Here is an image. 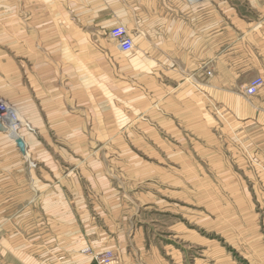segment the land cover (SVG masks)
Segmentation results:
<instances>
[{
	"label": "crops",
	"instance_id": "0c3cea01",
	"mask_svg": "<svg viewBox=\"0 0 264 264\" xmlns=\"http://www.w3.org/2000/svg\"><path fill=\"white\" fill-rule=\"evenodd\" d=\"M53 1L52 13L41 2L35 10L34 1L30 0V18L78 21L74 28L78 41L73 51L78 65H68L69 71L73 68L77 72L60 80L80 86L73 97L74 103L78 101V114H86V102L81 103L87 93L85 85L88 81L101 82L97 77L101 72L95 70L102 67L87 60L88 34L98 36L105 25L125 21L134 42V35L141 37L128 55V75L132 70L133 83L144 85L148 102L145 113L158 121L149 130H168L162 123L168 116H176L182 129L196 133L198 147L207 149L206 155L196 151L197 157L231 164L234 160L230 133L232 122H236L240 149L243 141L252 143L243 138L248 132L253 133L254 149L248 156L253 154L254 163L264 165V86L254 95L246 92L253 79L264 80V0ZM123 4L126 7L121 10ZM35 12L39 14L36 16ZM31 28V39L50 35L48 29L36 30L34 23ZM16 34H21V29ZM104 51L107 50L101 44L93 50L100 55ZM118 54V46L107 53L111 81L114 78L116 82ZM2 80L6 81V77ZM21 87L17 86L16 91L30 92ZM30 94L33 99L34 93ZM63 96V92L48 95L56 103L47 107V115L65 113L69 103ZM206 117L211 124L205 121ZM174 125L179 129V123ZM13 136L18 135L11 136L0 129V264H92L95 254L107 250L115 253L120 264H148L150 258L156 264H166L160 262L159 247L149 245L145 225L135 226L131 214L135 207L122 205L116 197L86 194L85 186L80 184L84 179L76 168L73 172L63 171L64 181H60L54 158L52 167L47 169L46 195L60 201L57 207H46V229L40 235L39 167L36 159L27 154L32 152L33 143L24 136L26 148L22 150ZM246 153L234 162H246ZM181 162L194 161L188 157ZM71 181L79 186L70 187ZM193 236L206 247L198 264H215L214 242Z\"/></svg>",
	"mask_w": 264,
	"mask_h": 264
},
{
	"label": "rangeland",
	"instance_id": "374dc122",
	"mask_svg": "<svg viewBox=\"0 0 264 264\" xmlns=\"http://www.w3.org/2000/svg\"><path fill=\"white\" fill-rule=\"evenodd\" d=\"M33 1L35 10L41 2L54 12L53 0ZM29 2L0 0V92L4 93L0 99L13 106L31 127L26 125L18 132L32 141V152L27 154L39 167L40 235L46 229V207H57L60 201L46 195L47 169L54 158L60 181H64L63 171L76 168L84 179L85 185L80 184L86 194L116 197L122 205L135 207L132 220L135 226L145 225L149 245L159 247L161 263L198 264L206 247L194 239L197 235L200 241L214 242L215 264H264V165H256L253 154L248 156L254 149V134L247 133L243 140L252 143L243 141L240 149L238 127L232 122V159L246 152L248 159L223 164L208 162L207 156L197 157L196 151L206 155L207 149L198 147L196 133L182 129L176 116H168L162 123L168 130L150 131L158 121L145 113L144 85L133 83L132 70L128 75L131 52L119 49L118 82L111 81L107 53L118 46L110 35L116 25H105L98 36L88 34L87 60L102 67L95 70L101 72L97 76L101 82L85 85L87 93L81 103L86 102V114H78V101L74 103L73 97L80 86L60 81L77 72L69 71L68 65H78L73 56L78 21H32ZM120 7L124 10L126 5ZM121 13L125 15V11ZM31 23L36 30L48 29L50 35L31 39ZM122 25L126 26L125 21ZM17 29L21 34H16ZM100 44L107 50L101 55L93 52ZM21 85L34 93L33 99L24 89L16 91ZM52 92L66 94L63 97L69 104L65 113L47 115V107L55 102L48 97ZM205 121L212 122L207 117ZM174 123H179V129ZM188 157L194 162H181ZM78 186L71 181L70 187ZM150 259L148 264H156Z\"/></svg>",
	"mask_w": 264,
	"mask_h": 264
},
{
	"label": "built area",
	"instance_id": "2783aa9c",
	"mask_svg": "<svg viewBox=\"0 0 264 264\" xmlns=\"http://www.w3.org/2000/svg\"><path fill=\"white\" fill-rule=\"evenodd\" d=\"M110 35L116 41L119 49L122 52L130 53L134 50L135 42L126 26L122 24L114 26L110 31ZM263 86L264 80L260 77H257L250 82L246 92L249 95H254ZM19 116L20 115L18 111L13 106L0 99V123L4 125L10 135L11 133H15V135L17 134L21 136L18 131L21 129V127H24V125H22L21 122L17 120ZM26 125L29 124L27 123ZM92 264H120V261L112 250H107L102 253L95 254Z\"/></svg>",
	"mask_w": 264,
	"mask_h": 264
},
{
	"label": "water",
	"instance_id": "95a60500",
	"mask_svg": "<svg viewBox=\"0 0 264 264\" xmlns=\"http://www.w3.org/2000/svg\"><path fill=\"white\" fill-rule=\"evenodd\" d=\"M0 129L3 131H7V129L4 127V125L2 123H0ZM14 138L18 141L19 146L21 147L22 150H25L26 145L24 142V139L22 137L18 136H14Z\"/></svg>",
	"mask_w": 264,
	"mask_h": 264
},
{
	"label": "bare ground",
	"instance_id": "6f19581e",
	"mask_svg": "<svg viewBox=\"0 0 264 264\" xmlns=\"http://www.w3.org/2000/svg\"><path fill=\"white\" fill-rule=\"evenodd\" d=\"M17 120L20 121L22 125L26 126L27 123H26V121H25L22 117L19 116V117L17 118ZM11 135H15V133H11ZM16 135H17V134H16Z\"/></svg>",
	"mask_w": 264,
	"mask_h": 264
}]
</instances>
